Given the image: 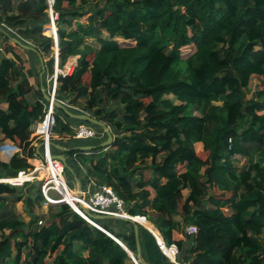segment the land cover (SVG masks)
<instances>
[{"label":"trees","instance_id":"1","mask_svg":"<svg viewBox=\"0 0 264 264\" xmlns=\"http://www.w3.org/2000/svg\"><path fill=\"white\" fill-rule=\"evenodd\" d=\"M91 2L53 0L56 28H45L46 37L48 0H0V27L47 59L42 81L54 72L56 31L58 67L77 57L73 73L58 77L56 99L74 114L105 123L113 136L107 149L66 152L65 171L75 170L82 185L89 177L111 187L130 217H145L166 247H177L178 264H264V0ZM16 47L8 44L0 55V105L6 106L0 107V145L11 143L21 153L0 161V179L30 167L32 127L46 105L21 62L6 57ZM183 48L192 52L184 56ZM253 78L262 86L250 91ZM54 119L52 134L72 138V125L87 124L106 139L98 127L60 110ZM236 157L249 158L247 165L238 169ZM64 197L69 201L74 194ZM16 203L23 205L26 221ZM43 203L39 183L0 184V264H134L107 234L136 257L129 222L111 220L114 230L110 219L95 221L102 231L67 204L49 205L39 214ZM175 215L184 228L197 229L194 236L183 234L187 245L174 239L180 232ZM145 233L138 226L147 262ZM163 264L173 263L165 258Z\"/></svg>","mask_w":264,"mask_h":264},{"label":"built area","instance_id":"2","mask_svg":"<svg viewBox=\"0 0 264 264\" xmlns=\"http://www.w3.org/2000/svg\"><path fill=\"white\" fill-rule=\"evenodd\" d=\"M0 16H1V7H0ZM50 22H54L56 15L53 13L49 15ZM55 25V24H54ZM56 32V31H55ZM51 36V38H53ZM0 55H4V51L0 49ZM77 65V61L74 57H70L66 64L62 67H58V58L57 53L54 51V72L51 76L46 77L48 84L47 95L56 99V88L58 85V77L70 76L74 68ZM60 102V101H58ZM67 107L63 102H60ZM55 108L53 104L46 103L44 107V115L40 122L36 123L32 127L34 142L40 141L42 143L39 148L40 153L37 155V150L35 149V154L32 159L28 160L29 168L20 171L13 178L0 179V184H7L12 187H22L26 183H39L41 193L44 198L43 206L48 207L49 205L56 204H67L73 212L83 218L87 223L92 226L100 228L94 221H91L84 212H87L91 215H104L112 216L116 219L130 218L124 207V202L120 199L111 187L106 185H97L95 181L89 177H86L84 184L80 188H70L67 185V182L64 177L65 167L57 159L52 158V147L50 146L51 141V129L55 124L54 119ZM85 114V113H84ZM98 137V133L95 128L88 126L87 124H79L73 129V138L76 140H90ZM34 145V144H33ZM35 148V146H33ZM21 153V150L8 142H3L0 145V161L7 163L11 157L16 154ZM84 174L85 170L83 167L78 165ZM51 192L55 193L58 196V199H55L51 196ZM69 192L73 193L75 197H72L67 201L64 197V194ZM146 220L145 217H135ZM139 222V221H138ZM41 221L38 222V225H41ZM184 233L186 236H194L197 233V229L194 225H188L184 228ZM160 250L175 264V258L178 255V250L175 245H170L166 247L159 245ZM164 249H167L170 252V257L164 252ZM264 251V247H263Z\"/></svg>","mask_w":264,"mask_h":264},{"label":"crops","instance_id":"3","mask_svg":"<svg viewBox=\"0 0 264 264\" xmlns=\"http://www.w3.org/2000/svg\"><path fill=\"white\" fill-rule=\"evenodd\" d=\"M2 28V27H1ZM47 28V27H46ZM4 30V29H3ZM8 44H11L13 47H15V45L9 40V43H7L6 44V42H3V40H2V38L0 37V49L2 48V49H4V47H6V46H8ZM29 51H26V50H23V49H21V48H19V47H16V48H14L11 52H9L8 54H6V57L8 58V59H11V60H14V61H16V63H20L21 62V64L23 65V68H24V71L25 72H28V73H30V75H31V79H30V85H31V87H32V89H33V91L35 92L36 90H39V91H41V88H44V91H45V93H47V90H48V84H47V81H46V75H45V80L44 81H42V76H43V72H44V70H43V67L41 66V64H40V61H39V59H38V57H37V55H34V56H32L31 54H29L28 53ZM75 58V60L77 61V57H74ZM17 59V60H16ZM47 61V59H42V62H43V64H44V62H46ZM41 93H42V91H41ZM34 98V97H33ZM171 98V97H170ZM79 104H80V106L82 105V103H81V100L78 102V104L76 105V106H71L73 109H77L78 107H79ZM1 106H4V107H1ZM0 107L2 108V109H4L5 110V108H6V106L4 105V104H1L0 105ZM73 129L76 127V126H74V125H72L71 126ZM33 135L34 134H32V132H31V136H30V139L33 137ZM106 140V139H105ZM104 140V141H105ZM51 141H52V143L55 145V146H58V147H60V148H62V149H64V151H60L58 148H55L58 152L56 153L55 152V154L54 155H63L64 156V158H65V161H66V156H65V153L66 152H68V151H70L71 149H74V148H77V147H82V146H95V145H88V144H83V145H81V144H79V141H77L76 139L74 140V138H73V136H72V138L71 137H69V136H66V135H62V136H58V135H56V134H52L51 133ZM104 141H102V139L101 138H98V144H100V143H102V142H104ZM41 142L40 141H38V142H34L33 144V146H35V148L34 149H37V146L40 144ZM97 144V145H98ZM201 146L200 144H196V146ZM40 150V149H39ZM38 150V153H40V151ZM37 153V152H36ZM79 165V164H78ZM77 165V167H78V169H79V171L81 172V174H83L82 173V171H81V169H80V167ZM71 174H72V177H73V179H72V183H73V186H74V188H77V183H76V181H75V177L79 180V182H80V178L77 176V174H76V172H75V170L74 171H72V172H70ZM84 175V174H83ZM82 175V176H83ZM80 184H81V182H80ZM148 191H149V193H150V198L151 199H153L154 197H155V193H154V191L152 190V189H150V188H148ZM71 193V192H70ZM188 193H189V191H187V190H185L184 192H183V197L185 198V197H187V195H188ZM75 196V195H74ZM27 218V217H26ZM132 218H135V217H132ZM113 219H116V218H114V217H112V216H110V229H114L115 230V226H114V224L112 223V221L111 220H113ZM174 221L176 222V223H178L179 225H180V232H175L174 233V239L176 240V241H179V240H181V241H185L184 239V236H183V234H184V227L182 226V224H181V221H182V219H181V217L179 216V215H175L174 216ZM104 220H109V219H104ZM117 220V219H116ZM147 223H149V224H141L140 222H139V225L138 226H140L144 231H146V235L145 234H143L142 235V237H143V240H144V249H145V255H146V257H147V262L145 261V260H143L144 261V263L145 264H163V261H164V259L166 258V259H168L169 260V262H171V263H173V264H175L172 260H170L161 250H160V248H159V246H158V248H159V251H160V253L157 251V250H155V248H153V245L151 244V242H149L150 241V236L148 235V233L154 238V240H155V242H156V244L158 245V242H157V240H156V238H158L162 243H163V241H162V238H161V236H160V234H159V232L157 231V229L150 223V222H148L147 220H145ZM186 242V245H187V241H185ZM140 243V242H139ZM164 244V243H163ZM125 249H126V247L123 245V244H121ZM140 249H141V247H140ZM126 250H128V249H126ZM129 251V250H128ZM164 252L167 254V255H169L170 256V253H169V251L167 250V249H164ZM171 257V256H170ZM142 258V257H141ZM172 258V257H171Z\"/></svg>","mask_w":264,"mask_h":264},{"label":"water","instance_id":"4","mask_svg":"<svg viewBox=\"0 0 264 264\" xmlns=\"http://www.w3.org/2000/svg\"><path fill=\"white\" fill-rule=\"evenodd\" d=\"M48 2H49V15H50V14L53 13L52 8H51V6L53 4V0H48ZM50 24L53 26L54 22L53 23L50 22ZM0 33L3 34L4 36L8 37V39L15 46H17V47H19V48H21L23 50L31 51V52L36 53V55H37V57H38V59L40 61V64L43 67V62H42L41 55L32 46L23 44L18 39L14 38V37H10L9 34L6 33L1 27H0ZM52 39H53V44H54V51H55V53H57V36H56V32H55L54 37ZM41 91H42V97L46 101V103L53 104L55 109L62 111L66 116H68L71 119L78 120V121H81V122H85V123H88L90 125L98 127L102 131V133L106 136V140L104 142L98 144V145H95V146H82V147L74 148L73 150H78V151H81V152H89V151H94V150H98V149H107V148H109L111 146V144L113 142V136L111 134L110 129L106 126L105 123L92 118L88 114H84V113H82V114H74V113L70 112L65 105H63L62 103L52 99V97L48 96L45 93L44 88H41ZM41 145H42V143H40L37 146V149H36L37 150V155L39 154L38 150L41 147ZM50 146L52 148H58L60 151H64V149H62V148H60L58 146H55L52 142H50ZM52 158L59 160L64 165V167H66V161H65V158H64L63 155H52ZM74 179H75V181L77 183V188H80L81 184H80L79 180L76 177ZM84 214L91 221H94V222L98 221V220L110 219V216L91 215V214H89L87 212H84ZM122 220L129 222L133 226L134 239H135V245H136V253H137L136 257L130 251L126 250L121 245V243L113 235H110V233H107V232H105V233H107L113 240H115L118 244H120L122 246V248L127 252L129 258L131 259V261L134 264H145L144 261L141 258V249H140L139 236H138V225H139V222L137 220H135V219H130V218H123ZM99 229H101V228H99ZM156 240H157L159 245L163 246V243L158 238H156Z\"/></svg>","mask_w":264,"mask_h":264},{"label":"rangeland","instance_id":"5","mask_svg":"<svg viewBox=\"0 0 264 264\" xmlns=\"http://www.w3.org/2000/svg\"><path fill=\"white\" fill-rule=\"evenodd\" d=\"M92 2H91V5H93V3H95L97 0H91ZM81 22L82 23H84L85 24V18H83V19H81ZM46 27H55V25H51L50 23L49 24H47V25H45L44 27H43V35L44 36H46V37H50V35L48 34V31H47V35L46 34H44V32H45V28ZM56 28V27H55ZM116 41L119 43V45H121V46H130V45H133V42H130V41H123V40H121V39H116ZM92 45H94V46H96V44L94 43V42H90ZM182 54L184 55V56H186V55H188L189 53H191L192 52V49H190V48H183L182 49ZM261 80L260 79H257V78H253L252 80H251V83H250V91H254V90H256V89H260L261 88ZM173 99V102H175V99L174 98H172ZM81 103H83V100L81 101ZM1 107H4V106H1ZM79 144H81V145H83V144H88V145H97L98 144V137H96V138H94V139H90V140H81V141H79ZM201 146H196L195 145V150L198 152V153H200V151H201ZM200 155L202 156V158H204V156H203V154L202 153H200ZM254 159H256V157H254ZM248 160H249V158H246V157H236V159H235V161H236V167L238 168V169H241V168H243V166H245V165H247V163H248ZM64 177H65V180H66V182H67V185L70 187V188H74V186H73V183H72V179H73V177H72V174H70L69 173V171H65V173H64ZM24 193V192H23ZM51 196L53 197V198H55V199H58V196L55 194V193H53V192H51ZM75 197V196H74ZM12 203H8V210L11 208V205ZM14 208H15V210H16V212L18 213V215L20 216V217H22L25 221L27 220V218H26V215L24 214V211H23V205L21 204V203H16L15 205H14ZM47 209H48V207H45V206H42V208L39 210V214H46L47 213ZM51 260V258H49L47 261L49 262Z\"/></svg>","mask_w":264,"mask_h":264}]
</instances>
